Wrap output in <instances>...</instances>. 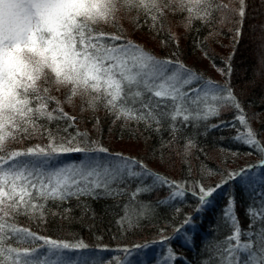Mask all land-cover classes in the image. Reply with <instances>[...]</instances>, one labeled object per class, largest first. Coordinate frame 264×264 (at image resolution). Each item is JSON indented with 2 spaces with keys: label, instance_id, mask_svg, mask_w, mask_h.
I'll return each mask as SVG.
<instances>
[{
  "label": "snow or ice",
  "instance_id": "6c2138e0",
  "mask_svg": "<svg viewBox=\"0 0 264 264\" xmlns=\"http://www.w3.org/2000/svg\"><path fill=\"white\" fill-rule=\"evenodd\" d=\"M246 8V0H0V264H131L127 248L118 262L67 258L65 251H82L89 245L42 236L21 226L20 218L41 224L49 215L70 222L78 219L91 231L97 227L96 213L88 201L126 196L115 223L121 229H136L153 218L158 207L171 206L186 195L184 182L149 171L135 157L111 153L100 139L78 127L79 118L65 111V105L91 114L96 131L101 121L95 113L101 109L114 118L113 123L142 124L159 137L161 156L166 152L180 159L190 171L195 137L219 127L209 121L219 118L222 110L235 109L243 130L233 139L259 155L264 170V143L249 126L231 87V57L219 70L227 81L220 85L180 60L178 51L172 53L175 60L156 56L128 38L122 26L127 21L134 32L158 33L169 15L179 14L189 32L196 21L211 25L217 13L222 24L239 23ZM241 35L237 28L235 36ZM173 42L178 49V39ZM194 43L208 58L203 42ZM189 127L192 134H186ZM163 131L169 133L167 140ZM69 154L84 158L75 163L60 160ZM109 155L113 159H107ZM255 167L229 171L212 187L196 182L197 213L206 210L214 193L233 180L251 189L252 199L245 211L248 229L242 232L234 197H229L222 221L231 234L224 244L206 250L208 259L202 264H264V172L256 173ZM165 186L169 195L155 204L140 199ZM73 200L81 210L79 218L72 215ZM191 222L189 216L183 224ZM242 236L248 239L241 242ZM169 239L163 237L161 242ZM185 240H191L187 233ZM171 259L175 254L169 250L164 260Z\"/></svg>",
  "mask_w": 264,
  "mask_h": 264
},
{
  "label": "trees",
  "instance_id": "16d2710c",
  "mask_svg": "<svg viewBox=\"0 0 264 264\" xmlns=\"http://www.w3.org/2000/svg\"><path fill=\"white\" fill-rule=\"evenodd\" d=\"M227 2V0H225ZM246 16L240 19L239 23H220V15L217 13L211 25H202L199 21L194 23L191 31L185 29L181 33L174 32V23H182L183 17L179 14L169 15L165 20L161 31L152 32L145 30L137 32L154 39L159 49L152 48L144 43L140 38H133L129 32L134 30L127 21L122 22L123 28L128 32V38L134 39L142 44L147 50L160 58L171 57L175 51L179 52V59L185 64L195 67L203 72L204 77L211 78L220 85L226 84V79L220 74V69L227 66L231 57L232 73L230 77L231 87L238 97L239 102L248 118L249 126L259 133L262 143L264 139L260 134H264V0H246ZM233 7H238L233 4ZM241 30L240 37L235 36L236 29ZM197 29L199 31L197 32ZM109 32L115 29L108 28ZM210 33H212L210 35ZM173 38L178 39L179 48L173 42ZM202 41L204 49L208 52L206 63L211 64L217 69L220 78H215L205 67L198 65L199 56H204L203 52L196 47L195 41ZM166 41V43H162ZM161 43V44H160ZM53 95L60 97L61 93L53 91ZM65 111L79 118L78 127L81 130L87 129L93 139H100L101 143L110 149L111 153L121 152L125 156L135 157L142 161L149 171L157 172L166 176L170 181H182L186 186V195L182 200L172 202L171 206L162 205L156 209V215L150 220L142 222V226L136 229H121L115 221L122 215L121 208L128 197H120L117 200L111 198H101L89 200L92 211L96 213L95 221L97 227L89 231L81 226V222L76 219L73 221L62 220L59 216L49 215L45 223L39 221H29L20 218V225L28 227L32 231L42 236L51 237L55 240H66L75 242L83 240L89 248L82 251H65L68 258L80 261L85 258H102L107 260L119 261L125 255L123 249L127 248L131 254L138 256V264H202L208 259V251L213 246H219L226 242V238L231 234L232 229L222 221V213L227 205L229 197H234V211L239 218L242 232L248 229V219L245 215L246 209L252 203L250 197L251 189H247L240 180H233L223 184L212 198L208 208L201 212H195L198 197L196 182L204 187H212L226 179V173L236 171L247 165L256 166L254 170L259 173L264 172L259 167L260 156L252 152L247 145L233 139L238 131H242V126L235 119L237 112L235 109L222 110L219 118H213L209 123L220 125L212 129L205 135L196 136L197 147L193 149L191 159V171L181 163L176 157H169L165 152L160 154L159 137L156 133L145 131L143 125L129 124L123 126L124 121L113 123V117L105 114L101 109L95 113L99 117L101 124L100 130L93 129L94 121L90 120L91 114L80 113L79 109L73 110L65 105ZM255 118V125L252 126L251 120ZM202 130V129H201ZM193 128L189 127L186 134H192ZM165 140L169 138L167 131L162 132ZM133 140L143 146L142 154H129L122 151L111 149L107 143L109 140ZM251 153V154H250ZM81 154H69L60 157L64 163H75L82 159ZM149 158V160H147ZM107 159H113L111 155ZM150 159L162 164L149 166ZM166 168V170H165ZM170 169V170H168ZM208 170H211L209 173ZM171 171V172H170ZM251 171V169H250ZM132 184V189L135 188ZM169 195L168 187H160L158 191L151 195L140 197L144 201L155 204L157 199H164ZM74 208L73 217H81V210L76 208V201L70 202ZM68 205H65L67 207ZM49 207L55 210L49 202ZM176 207L180 208L176 212ZM91 216V212L88 214ZM191 216L192 222L184 225L183 221ZM86 223H90L85 218ZM182 230L177 233L176 229ZM185 233L190 237V241L185 240ZM163 237L171 239L163 241ZM248 237L242 236L241 242H245ZM135 245H146L136 248ZM169 250L175 254V259L165 262L164 257L169 255ZM132 256V255H131ZM130 256V258H131ZM129 258V259H130ZM131 262V264H136Z\"/></svg>",
  "mask_w": 264,
  "mask_h": 264
},
{
  "label": "rangeland",
  "instance_id": "374dc122",
  "mask_svg": "<svg viewBox=\"0 0 264 264\" xmlns=\"http://www.w3.org/2000/svg\"><path fill=\"white\" fill-rule=\"evenodd\" d=\"M184 30V27L182 25V23H174V32H180ZM128 33V32H127ZM130 34L133 35V38H140L144 43H146L148 46L152 47V48H155V49H159L160 46H157V44L155 43L154 39L150 38L149 36H146L144 34L140 35L139 33L137 32H129ZM161 44V43H160ZM198 65L200 67H205L207 69V71L214 75L215 78H220L221 75L218 73L219 71L217 69H215L211 64H207L206 63V59L204 56H199V60H198ZM255 118H253L251 120V124L252 126L255 125ZM262 136V139H264V134H260ZM107 143L111 146V149H114V150H117V151H122V152H125V153H129V154H142V151L144 150L143 149V146L138 143V142H135L133 140H109L107 141ZM63 157V156H62ZM84 157H82L83 159ZM62 159V158H60ZM147 160H149V158H147ZM151 161H148L149 162V166H152V167H156V166H160L159 169L161 168H164V167H161L162 164L160 163H157L155 160L153 159H150ZM156 165V166H155ZM157 168V167H156ZM166 170V168H165ZM170 170V169H168ZM171 172V171H170ZM256 173H259L258 170H255ZM65 257L68 258V253H64ZM131 262H136L137 261V258L138 256H136V254H131ZM136 264H138L136 262Z\"/></svg>",
  "mask_w": 264,
  "mask_h": 264
}]
</instances>
